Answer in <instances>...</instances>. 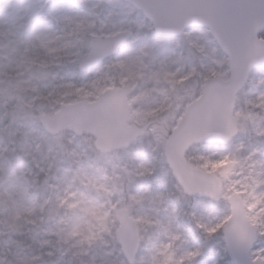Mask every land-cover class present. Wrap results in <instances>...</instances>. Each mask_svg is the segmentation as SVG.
<instances>
[{"label": "snow or ice", "instance_id": "snow-or-ice-1", "mask_svg": "<svg viewBox=\"0 0 264 264\" xmlns=\"http://www.w3.org/2000/svg\"><path fill=\"white\" fill-rule=\"evenodd\" d=\"M161 5L153 0H133V7L129 9L128 15L142 14L149 18L152 25L161 32L180 33L189 37V43L204 51L197 41L191 39L188 29L194 23H201L212 28L215 33L217 24H227L235 19L243 26L241 12L243 9L255 7L253 4L243 0H226L216 5L219 12L215 18L205 15H194L195 10L209 7L199 0H185L183 3L165 5V7L182 10L185 14L175 22L162 20L157 14ZM71 26L73 35L79 33L90 34L91 39L78 38L76 45L86 44L88 52L75 53L66 52L65 55H75L80 60V66L86 67L100 63L106 56L115 52L119 45L131 35L130 28H120L115 31L105 32L107 24L103 25L99 34L90 32L95 23L86 16L64 17ZM140 24V27H145ZM260 27H264V20L261 24L252 27L246 35L247 44L235 46L228 39L220 38L219 44L226 54L224 60L218 61L221 65H229L227 71L218 72L210 69L208 75L203 77L198 88L186 89L181 94V87L188 84L196 75L195 69L181 77L179 72L168 71L165 65H161L158 71H152L150 65L146 64L143 57H127L117 59L106 67L108 71L123 69L127 75L120 81L119 85L113 83L110 87H101L108 75L102 71L97 78L90 83L95 92L88 91L89 85L79 87L74 83L67 82L57 85L47 94L28 81L19 80L15 84L0 90L4 96V103L15 100L11 115L13 119L33 117L32 109L36 100L51 101L58 94L61 96L55 103L58 108L51 112L41 111L38 119L43 126L57 139L62 138L65 128H73L77 133L90 132L95 136V147L102 154H107L122 148L129 147L139 137L150 134L156 141L158 147L163 151L172 174L177 180L182 194L185 198L191 196H205L212 201L223 202L227 206L224 215L218 217L213 223L206 224L203 219L193 214L197 227L208 239L222 238V254L231 257L227 264H264V159L258 155L264 149H256L251 152L243 161L238 157L243 145L236 148V151L228 155H222L219 159L210 156H201L200 162L196 163L190 157L191 146L206 139L218 136L225 141L231 142L233 137L245 126L240 124L241 118L245 121L256 120L252 113L237 111L239 91L247 82L252 66L259 60L264 61V39H258L257 33ZM57 36L55 40H60ZM34 40L39 41V46L47 52L59 51L58 48L50 47L55 41L46 39L37 34ZM67 49L68 44L62 45ZM247 49V50H246ZM18 51L13 49V52ZM26 47L20 52L21 59L18 67L25 71H32L33 66L39 63L41 75L46 77L47 70L55 64V60L40 61L39 58H30ZM143 51V49H141ZM23 75V73H20ZM138 80L156 81L157 84L167 81L171 90L160 91L156 88L135 89L130 82ZM3 83V81H0ZM264 83V81H262ZM35 93L32 101L25 103L24 96L27 92ZM160 91L159 100H153V93ZM96 93H110L101 103V97L97 95L98 107L89 108L87 105L89 97ZM78 96L80 99L73 102H65V97ZM259 107L264 109V93L258 98ZM255 104L256 101H248ZM264 121V117H260ZM258 134L264 136V126L258 129ZM223 165V166H222ZM239 165L240 172L237 173L240 179H233L232 174ZM116 167V166H114ZM41 172L45 169L41 168ZM124 176H104L102 180L88 179L86 170L81 167L72 177V182L88 180V187L95 189L98 196L103 197L104 204H97L88 201L89 206L82 208L91 219L86 226H77L71 230L60 227L53 234L59 237L58 244L68 243L74 238L75 244L72 247L80 248L74 253V257H81L87 249L84 245L100 247L108 241L105 236L111 238V242L120 246V251L126 256V260L120 264H138L137 257L145 239L144 233L152 225V218L145 215H136L135 207L148 199L147 194H131L125 198V191L130 190L137 179L145 178L154 172L148 163L140 162L135 169L124 168ZM47 184V180H45ZM239 186V187H238ZM27 191L26 189L24 190ZM68 196L63 199L57 197L54 203L50 197L39 205V211H48L49 219L54 218L57 210L68 208L76 210L81 208L84 201L72 202L76 193L71 191V183L65 189ZM9 198H11L9 196ZM153 203H164L163 195L151 197ZM35 207L21 208L16 216L7 224L9 233L20 232L22 225L17 221L24 217L30 224L40 227V220L32 218L36 216ZM171 216L165 234H170L171 227L179 216V209L172 208ZM66 223L61 221V224ZM159 224V221L155 222ZM179 239L178 236H172ZM45 245H53L51 240H44ZM171 245H168L170 248ZM54 252H48L51 257ZM164 255V259H160ZM203 251L196 248L186 253L179 264H197ZM172 257L167 254V249L162 253L157 249L150 262L140 261L139 264H169ZM47 264L43 256H32L17 254L11 264ZM75 264V262H74ZM78 264H95L83 259ZM107 264V262H106ZM220 264V262H218Z\"/></svg>", "mask_w": 264, "mask_h": 264}, {"label": "rangeland", "instance_id": "rangeland-1", "mask_svg": "<svg viewBox=\"0 0 264 264\" xmlns=\"http://www.w3.org/2000/svg\"><path fill=\"white\" fill-rule=\"evenodd\" d=\"M133 6L122 0H4L0 3V90L15 84L19 80L28 81L30 85L37 86L41 92L47 94L57 85L71 82L79 87L89 85L88 91L95 92L90 87L91 81L95 80L99 73L107 71L108 75L101 87H110L113 83L119 85V81L127 75L123 69L108 71L107 65L117 59L127 57H143L152 71H158L161 65H165L168 71L179 72L181 77L187 73L196 71V75L185 86L181 87V94L186 89L198 88L203 77L208 75L210 69L218 72L227 71L229 65H221L218 61L224 60L220 46L217 44L208 29L190 30L191 39L204 48L192 46L189 37H166L155 32L152 22L142 14L128 15ZM86 16L95 23L90 32L100 33L103 25L107 24L105 32L130 28L134 32L132 37L122 46L120 51L107 59L99 66L88 71L80 70V60L75 56H67L66 52L75 53L82 51L87 54L86 44L76 45L78 38L91 39L90 34L79 33L73 35L71 26L66 23L64 17ZM140 24L146 26L141 28ZM39 34L46 39L54 40L50 45L59 51L47 52L40 47L39 41L34 37ZM60 36V40H55ZM68 44L70 47L63 48ZM30 47L28 56L39 58L40 61L55 60L48 70L46 77L39 74L32 76L35 70L40 71L39 63L28 72L18 67L21 59L20 52ZM13 49L18 51L13 52ZM143 49V51H141ZM23 73V75H20ZM264 65L257 67L245 88L239 94L237 111L252 113L257 118L255 121H245L240 124L245 126L244 131L227 144L213 143L195 145L190 149V157L199 163L201 156H210L219 159L222 155H228L243 145L238 157L243 161L252 151L264 149V136L258 134V129L264 126V109L259 107L258 98L264 93ZM130 84L137 90L140 88H156L160 91L171 90L167 81L157 84L156 81L138 80ZM160 91L153 93L152 99L159 100ZM105 93H96L89 97V102L97 101V95L102 97ZM35 93L29 91L24 96V102L34 99ZM61 96L58 94L51 101L36 100L32 109L33 117L13 119L11 112L16 103H4L3 93L0 92V251L6 247H15L16 255L43 256L44 260L51 264H68L66 257H70L71 264H78L79 259L95 261L94 250L98 247L84 245L87 251L79 258L74 253L80 248L72 247L74 238L68 243H60L59 237L54 235L60 227L71 230L77 226H86L91 219L82 208L88 205V201L104 204L103 197L97 195L95 189H90L88 180L82 183L80 180L72 182V177L77 170L83 167L88 179L102 180L104 176H124V168L135 169L140 162L148 163L154 172L140 178L132 184L130 190L124 195L147 194L141 204L136 205V215H145L152 218V225L144 233L145 239L138 254L137 261L150 262L157 254V249L162 253L167 249V254L172 257L169 264H179L187 252L200 248L203 255L199 261L208 264V261L218 260L220 264H227L231 257L222 254V238L208 239L197 227L193 214L203 219L206 224L213 223L218 217L225 214L227 206L223 202L212 201L207 198L188 197L182 194L177 180L171 172L163 151L158 147L155 139L150 134L142 135L138 140L127 148L102 154L95 147V137L90 134L77 135L70 128L63 129L62 138L50 133L38 119L41 111L51 112L58 108L55 103ZM80 99L78 96L65 97V102H73ZM248 101H256L249 104ZM264 159V151L258 155ZM116 166V167H114ZM223 166V165H222ZM41 168L45 169L41 172ZM239 165L232 174L233 179H240ZM47 180V184H45ZM71 183V191L76 193L72 202L84 201L81 208L76 210L60 208L54 218L49 219L48 211L40 212L39 205L48 198L54 203L56 198L63 199L68 196L65 191ZM239 187V186H238ZM27 190L26 192L24 190ZM163 195L164 203H153L151 197ZM9 196L11 198H9ZM35 207L36 216L40 220L39 229L30 224L27 219L21 217L17 222L22 225L20 232L9 233L7 224L13 220L21 208ZM178 208L179 216L171 227L170 234H165L171 216V209ZM66 223L61 224V221ZM159 221V224L155 222ZM6 234V235H4ZM179 239H173L172 236ZM44 240H51L53 245H45ZM168 245H171L168 248ZM54 252L49 257L48 252ZM62 253V254H61ZM65 256H64V255ZM164 259V255H160ZM36 264H41L37 261Z\"/></svg>", "mask_w": 264, "mask_h": 264}, {"label": "water", "instance_id": "water-1", "mask_svg": "<svg viewBox=\"0 0 264 264\" xmlns=\"http://www.w3.org/2000/svg\"><path fill=\"white\" fill-rule=\"evenodd\" d=\"M3 1L4 0H0V3L3 2ZM123 1L129 2L131 5H133V0H123ZM153 2L161 5V7L158 9L157 14L164 21H167V22H175L179 17H181L182 15L185 14L182 10H179V9H176V8H171V7H165V5H171V4H176V3H183V2H185V0H153ZM199 2L205 3V4L209 5V7H205L203 9H199V10H195L193 12V14L194 15H205V16H210V17L215 18L217 16L218 12H219V9H218V7H216V5H219V4H222V3L226 2V0H199ZM243 2L248 3V4L255 5V7L246 8V9H243L242 10V12H241V19L243 20V26H241V24H240L239 21L233 19V20L229 21L227 24H220V23H218L215 33L213 32V29L212 28L207 27V28L210 29L211 33L213 34V36L215 37V39L218 41V43L220 41V38H224V39H228L231 42H233L234 45L237 46V47H239L241 44L246 45L247 44V40H246L247 32L252 27H255V26L261 24V21L264 20V0H243ZM193 27H206V26L203 25V24H201V23H194V24H192V26L189 29H191ZM155 30H156L157 33H159L161 35H164V36L179 37V36L182 35L180 33H165V32H161V31H158L156 28H155ZM263 32H264V27H260L258 29V33H257L258 39H264V37L261 36ZM132 35H133V32L131 31V35H129L119 45V47L115 50V52L112 53V54H110V55H108V56H106L100 63H97L95 65H91V66H86V67H83V68L80 66V70L81 71H88V70H90L92 68H95V67L99 66L105 59H107V58H109V57L117 54L119 52L120 48L123 46V44ZM260 65H264V61H259L258 60L252 66L251 72H250V74L248 76V79H247V82L245 83V85L243 86V88H241V90L239 91V93L244 89V87L248 83V81H249V79L251 77V74L254 71V69L257 68ZM239 93H238V95H239ZM109 95H110V93H105L102 96L100 102L102 103L103 100H104V98H106ZM87 106L89 108H93V107H98L99 104L97 103V101H95V102H90ZM70 129H72V130L75 131V129H73V128H70ZM83 133H90V132H83ZM83 133H77V134L78 135H81ZM90 134H92V133H90ZM237 134L235 136H237ZM216 142L226 144L229 141H225L222 137L213 136V137H210V138L206 139L203 142L195 143L191 147H193L194 145H198V144H203V143H216ZM194 197L207 198L205 196H199V195L194 196ZM207 199H209V198H207Z\"/></svg>", "mask_w": 264, "mask_h": 264}, {"label": "clouds", "instance_id": "clouds-1", "mask_svg": "<svg viewBox=\"0 0 264 264\" xmlns=\"http://www.w3.org/2000/svg\"><path fill=\"white\" fill-rule=\"evenodd\" d=\"M105 240L108 242L94 250L96 264H106V262L107 264H120V261L126 260V256L120 251V246L118 244L111 242V238L107 235L105 236ZM260 243H264V240H261ZM15 256V247H6L3 251H0V264H11ZM65 258L68 264H71L70 257L65 256ZM218 262V260L214 259L208 261V264H218ZM48 264H51V262L49 261ZM197 264H201V262L197 261Z\"/></svg>", "mask_w": 264, "mask_h": 264}, {"label": "trees", "instance_id": "trees-1", "mask_svg": "<svg viewBox=\"0 0 264 264\" xmlns=\"http://www.w3.org/2000/svg\"><path fill=\"white\" fill-rule=\"evenodd\" d=\"M262 36L264 37V33L262 34ZM39 74H41V72L40 71H37V70H35V73L33 74V72H32V76H38Z\"/></svg>", "mask_w": 264, "mask_h": 264}]
</instances>
